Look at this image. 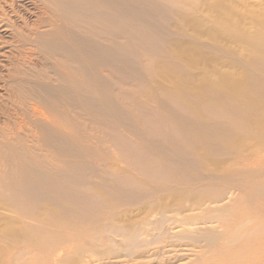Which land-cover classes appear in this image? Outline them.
<instances>
[{
    "label": "bare ground",
    "instance_id": "bare-ground-1",
    "mask_svg": "<svg viewBox=\"0 0 264 264\" xmlns=\"http://www.w3.org/2000/svg\"><path fill=\"white\" fill-rule=\"evenodd\" d=\"M236 1L0 0V264H264V0Z\"/></svg>",
    "mask_w": 264,
    "mask_h": 264
},
{
    "label": "rangeland",
    "instance_id": "rangeland-1",
    "mask_svg": "<svg viewBox=\"0 0 264 264\" xmlns=\"http://www.w3.org/2000/svg\"><path fill=\"white\" fill-rule=\"evenodd\" d=\"M260 2V0H237L236 2ZM15 2H18V1H15ZM264 2V1H263ZM263 242V239H256L254 241H252V243H250L251 247L249 245H247V243H243V244H239L237 246V250L236 252L240 251V250H248L249 248H252L253 244L255 243V245L257 244H261ZM249 246V248H248ZM246 250V251H247ZM247 252H245L243 255H241L237 260L236 262H225V261H221V260H211L209 262V264H242V263H245V261H247L249 259V256L246 254Z\"/></svg>",
    "mask_w": 264,
    "mask_h": 264
}]
</instances>
